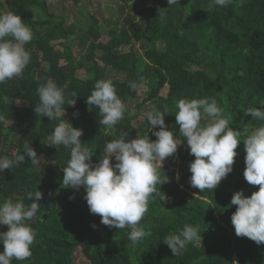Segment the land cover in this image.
I'll use <instances>...</instances> for the list:
<instances>
[{"label": "trees", "instance_id": "16d2710c", "mask_svg": "<svg viewBox=\"0 0 264 264\" xmlns=\"http://www.w3.org/2000/svg\"><path fill=\"white\" fill-rule=\"evenodd\" d=\"M145 1L148 9L140 17L129 11L122 21L111 24L107 41L97 42L91 40L100 28L97 17L87 29L75 23L67 27L65 16L53 11L48 0H6L9 10L30 27L33 39L24 45L30 63L22 76L0 84V113L5 116L0 122V157L23 154L24 144L30 143L38 157L44 158L34 165L26 157L19 166L0 173V204L11 199L30 206L33 201L26 198L27 193H43L36 218L27 222L38 246L31 248V257L13 259L11 264H75L76 251L87 264H264V244L235 235L231 215L236 206L230 204L236 191L250 196L259 187L243 177V140L264 126V120L244 114L248 108L264 106V0H234L227 7H209L210 0H179V5L172 6L167 0ZM133 42L142 45L141 65ZM80 52L88 56L81 57ZM83 69L88 75L80 84L78 72ZM48 79L64 90L68 120L59 114L49 120L34 112L39 103L37 88ZM98 80L111 81L126 106L123 118L111 128L100 124L98 107L86 103ZM129 82H136L137 88L131 89ZM165 86L167 92L162 94ZM72 93L77 95L74 107L67 105ZM140 95L142 100L132 113L129 104ZM200 98L215 99L229 126L241 133L232 172L215 189L203 192L188 191L172 167L179 161V169H184V164L195 159L176 124V104L180 99ZM146 103L153 105L150 110L164 113L166 129L181 144L162 167L169 182L160 190L169 200L150 201L140 226L151 235L133 245L130 229L109 228L99 215L90 214L83 187H64L62 169L70 159V149L46 143L62 119L83 130L79 139L90 149L95 165L104 157L106 144L125 133L126 141L145 135L156 139L146 115L138 126L133 122ZM74 112L78 115L73 116ZM205 117L201 122L206 125ZM110 162L116 163L114 158ZM186 224L200 228L201 243L194 241L182 255L174 256L163 241Z\"/></svg>", "mask_w": 264, "mask_h": 264}, {"label": "clouds", "instance_id": "9594fccd", "mask_svg": "<svg viewBox=\"0 0 264 264\" xmlns=\"http://www.w3.org/2000/svg\"><path fill=\"white\" fill-rule=\"evenodd\" d=\"M233 3L234 0H210L209 7H227ZM167 4L179 5V0H167ZM32 39L30 27L18 14L9 10L6 0H0V84L22 76L30 63V52L24 45ZM129 87L135 90L137 83L129 82ZM37 93L39 103L34 107L37 117L52 120L57 114L60 118L65 113L64 90L54 81L48 79L37 88ZM76 97V93H72L67 105L74 107ZM86 103L98 107L102 117L100 124L109 128L123 118L126 107L112 82L105 80L95 83ZM176 108L175 121L179 132L186 140L189 154L195 157L189 164L190 184L201 192L213 190L233 170L241 133L229 126L215 99H180ZM244 114L264 120V106L248 108ZM77 115L78 112L73 113V116ZM145 115L149 130L156 139L150 140L145 135L126 141L125 133L106 144L104 157L95 165L90 149L79 139L83 130L62 119L47 137L46 143L70 149V159L62 169L64 187L74 190L83 187L90 214L99 215L100 222L109 228L130 229L129 240L133 245L151 235L150 231L146 232L140 226L150 201L158 199L160 203H167L169 200L160 190L162 184L169 182V177L162 171L163 162L174 156L181 143L177 142L172 131L166 129L162 111L153 108ZM202 115L211 118L206 125L201 122ZM3 121L5 116L0 113V122ZM157 126L158 131L155 130ZM243 143L246 153L243 177L249 185L259 187L250 196H245L243 190L232 195L230 204L236 209L231 215V224L237 237H247L261 245L264 244V126L257 127ZM26 157L34 165L41 160L30 143H25L23 154H16L12 159L0 157V173L19 166ZM113 158L116 161L114 164L110 162ZM176 178L179 179V173ZM26 198L33 201L30 206L11 199L0 204V226H7L6 232H0V244L3 245L0 264H11L13 259L23 261L32 255L31 246L36 233L27 222L36 218L40 205L38 201L43 199V193L38 190L34 194L29 192ZM91 226L96 227L95 224ZM201 233L199 227L186 224L178 234L167 236L163 242L174 256H180L190 243H201Z\"/></svg>", "mask_w": 264, "mask_h": 264}, {"label": "rangeland", "instance_id": "374dc122", "mask_svg": "<svg viewBox=\"0 0 264 264\" xmlns=\"http://www.w3.org/2000/svg\"><path fill=\"white\" fill-rule=\"evenodd\" d=\"M50 7L53 11H55L58 14H62L66 18V26H70L71 24L75 23L78 27L82 29H87L90 24L93 21L94 17H97L100 21V28L95 31L92 36L91 40L93 41H107L109 38V28L111 24H113L116 20L122 21L124 18V15L128 13L129 11L136 14L137 17H140L141 14H143L146 9H148V4L145 0H135L132 3L124 4L123 2L119 0H48ZM132 7L133 9H130ZM122 8V9H121ZM69 42L74 44V38L70 37ZM58 49H62V45L59 41L55 42ZM132 48L137 52V55L140 60V65L144 61L143 56V48L141 43L133 42ZM78 46H75V52L78 55ZM129 46H124V50H128ZM80 56H88L84 52H80ZM88 75V70L83 69L78 72V79L79 83L81 84L82 80L86 78ZM167 92V86H165L161 93L165 94ZM142 95L138 99L133 100L129 107L131 108V112L135 113V104L141 102ZM18 104L23 105V102H19ZM153 105L150 103H146L142 106L141 110L137 114L138 116L133 120L134 124L137 126L140 124V122L144 119V115L150 111V108ZM62 118L68 120L70 118V114L64 113L62 115ZM210 122L209 117H205V123ZM6 127H10V123L6 124ZM177 142H180L177 140ZM181 144V143H180ZM180 145H178L179 147ZM177 154V152H176ZM40 161H44V158ZM167 163V158L163 162V164ZM179 161H177V164L172 166L175 168L177 173H179V181L180 183H184V187L188 191H192L193 187L190 184V176L191 173L189 171V163L184 164V169H179L178 165ZM7 226L3 225L0 226V232H6ZM38 246L37 240L34 239V243L31 246V248H36ZM0 250H3V245L0 244ZM75 264H87L83 257L81 256L79 251H76L75 253Z\"/></svg>", "mask_w": 264, "mask_h": 264}]
</instances>
